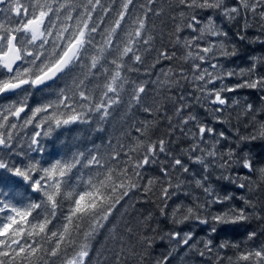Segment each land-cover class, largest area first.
<instances>
[{
	"label": "snow or ice",
	"instance_id": "obj_1",
	"mask_svg": "<svg viewBox=\"0 0 264 264\" xmlns=\"http://www.w3.org/2000/svg\"><path fill=\"white\" fill-rule=\"evenodd\" d=\"M258 144L264 0H0V264H264Z\"/></svg>",
	"mask_w": 264,
	"mask_h": 264
},
{
	"label": "trees",
	"instance_id": "obj_2",
	"mask_svg": "<svg viewBox=\"0 0 264 264\" xmlns=\"http://www.w3.org/2000/svg\"><path fill=\"white\" fill-rule=\"evenodd\" d=\"M52 91H53V89H51V88H45L41 92H37L36 96H37V98H40L41 96H48L51 94ZM201 114H203L202 110H201ZM218 127H223V126H218ZM223 130L227 132V128H223ZM65 136H66V138H65ZM49 139L51 140V142H46L45 143L46 149H44V151L46 150L45 152H47V153L50 150H51V152H49V153L56 152L57 150H61V152L67 151L70 148L74 149L75 147H77L81 144H85V143L89 147H91L92 146L91 142H93V141L96 144L101 143V137L96 132H94L92 129H89L86 126H81L78 129H73L70 131L57 130V133H54L53 136ZM58 139H59V141H58ZM257 149L261 152V154H264V145L258 144ZM55 158H59V154ZM102 239L103 238L101 237V240ZM164 246L165 245L163 243L159 244L157 247V251H160V249L163 248Z\"/></svg>",
	"mask_w": 264,
	"mask_h": 264
},
{
	"label": "bare ground",
	"instance_id": "obj_3",
	"mask_svg": "<svg viewBox=\"0 0 264 264\" xmlns=\"http://www.w3.org/2000/svg\"><path fill=\"white\" fill-rule=\"evenodd\" d=\"M61 138H62V137H61ZM61 138H60V139H61ZM65 138H66V136H65ZM58 141H59V139H58ZM50 142H51V141H50ZM60 142H61V141H60ZM65 142H66V141H65ZM61 143H62V142H61ZM56 144H57V143H56ZM50 145H51V144H50ZM47 146H48V145H47ZM51 147H52V146H51ZM57 147H58V146H57ZM52 148H53V147H52ZM45 149H46V148H45ZM54 150H55V149H54ZM45 151H46V150H45ZM49 152H51V150H50ZM49 152H48V153H49Z\"/></svg>",
	"mask_w": 264,
	"mask_h": 264
}]
</instances>
